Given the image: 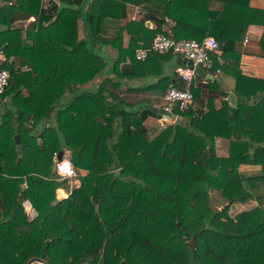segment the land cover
Listing matches in <instances>:
<instances>
[{"label":"trees","instance_id":"obj_1","mask_svg":"<svg viewBox=\"0 0 264 264\" xmlns=\"http://www.w3.org/2000/svg\"><path fill=\"white\" fill-rule=\"evenodd\" d=\"M128 1L142 5L147 15L123 22ZM190 1L0 4V23L8 25L0 31V49L10 73L0 93V264H25L32 256L48 264H264V77L242 71L230 30L218 29L214 36L223 62L212 56L214 68L235 79V104H207L198 114L174 106L181 120L153 137L144 127L145 115L126 109L108 89V83H120L113 77L106 76L96 91L78 89L108 65L118 77H129L120 64L137 68L152 56L174 55L151 51L136 58V49L149 46L157 33L201 40L208 30L181 14ZM15 8L41 12L47 20L26 28L32 46H24L22 28L11 25ZM153 13L159 18L148 27L145 20ZM250 14L264 24V9L251 7ZM165 17L174 20L170 34ZM80 18L85 36L79 38ZM124 31L129 41L122 47ZM100 43L118 48L112 63L94 48ZM259 47L264 56V29ZM172 86L183 87V80ZM68 89L74 91L71 101L56 107ZM6 97L9 102L1 107ZM53 112L55 124L35 134ZM216 137L228 140L226 155L216 153ZM62 145L72 149L70 159L86 173L67 197L56 199L62 181L51 171L52 157ZM242 164L259 169L247 173ZM253 197L258 203L251 208L228 213L232 202ZM26 199L36 211L32 218L24 210Z\"/></svg>","mask_w":264,"mask_h":264},{"label":"crops","instance_id":"obj_2","mask_svg":"<svg viewBox=\"0 0 264 264\" xmlns=\"http://www.w3.org/2000/svg\"><path fill=\"white\" fill-rule=\"evenodd\" d=\"M7 1H12V3H8ZM7 1L3 4H15V0ZM229 1L230 0H193L190 1L189 4L186 3L190 7L183 10L181 14H183L184 18L207 29L208 31H205L206 35L215 36V34L218 33V31H216L218 29L230 30V34L233 33V35L237 37L236 40L233 41L232 47L233 49L241 52L240 67L242 71L259 77H264V56L260 53L259 47V38L264 29V24L262 22L252 21L250 14L251 7L264 9V0ZM41 3L44 7L42 0ZM52 5H61L60 0H53ZM204 6L206 7L204 8ZM47 11L48 10H46V12ZM144 15H147V11L142 5L128 1L126 2V16L122 19V21L126 22L129 19H139ZM151 17L152 19L147 18L145 20L148 27H154L156 25L155 22L159 18V15L153 13L151 14ZM11 18V25L22 28V40L25 38L26 41L30 43V46H32V42L26 38V28L28 25L32 23L37 24L39 21H42L43 23L47 21L42 17L41 12L33 14L32 12L24 11L18 8H15L12 11ZM257 19L260 20L261 18L257 17ZM7 28V24L0 23V31ZM84 36V23L83 19L80 18L78 20V37L80 38ZM10 39L14 41V35H10ZM128 41L129 34L124 31L121 46H127ZM3 45L4 44H1L0 48ZM94 48L100 54L104 55L111 63L118 52V48L109 43H100V45H95ZM183 65H187V63H183L181 60H178V55H176V53L174 55L168 54L162 58H155L152 56L144 65L137 68L129 62L120 64L123 72L132 74L129 77L124 75L122 77H118L110 70L111 66L108 65L106 70L99 73L94 79L80 85L78 89L88 92L96 91L98 85L106 76L113 77L114 80L119 81L120 83L117 87L108 83V89L113 90L122 98L123 106L126 109H130L132 112L138 113V115H145L143 121L144 127L148 136L153 137L157 135L167 124H172L167 123L162 125L160 123V116L163 112L159 110L163 109V96L167 88L174 83H181L182 78L178 74L177 68ZM175 71L177 72L176 74ZM216 76H219L220 80H218ZM216 76L214 79H208L207 77L197 74L194 79L193 90L195 91V94L192 108L196 114L206 111L208 109L207 104H211L215 108H218L222 105L223 101L227 100L229 102L226 96L228 92H234L235 79L232 75L227 74L222 70ZM23 92L26 94V89ZM73 92V90L68 89L61 99L56 102V107L67 105L72 99ZM108 99H110V96ZM8 102L9 99L6 97L5 100H3L1 107L7 106ZM178 120H181L180 115ZM50 124H55L54 112L50 118H44L40 121V123H38L34 133L38 135L44 127ZM37 139L39 140L40 137L37 136ZM221 139L223 140L225 138L216 137L214 142L215 150L218 154L219 152H222L219 155H226L228 153V140L222 141V146L219 152L217 151L216 141L219 143ZM64 155L71 157L72 149L68 146L62 145L61 148L58 149L55 157H63ZM55 157H52L53 164L51 171L55 176V179L62 181L55 190V197L56 199H62L70 194L73 187L79 185V175L85 174L86 170L80 168L78 170L75 167L73 163L74 160H72V158L71 160L76 169V174L73 176H63L57 172L54 166ZM23 206L29 218H32L36 214V211H34L35 209L32 207L29 200H24ZM30 209H34V213H31L29 211Z\"/></svg>","mask_w":264,"mask_h":264},{"label":"built area","instance_id":"obj_3","mask_svg":"<svg viewBox=\"0 0 264 264\" xmlns=\"http://www.w3.org/2000/svg\"><path fill=\"white\" fill-rule=\"evenodd\" d=\"M7 0H0V4L5 3ZM44 7L48 8L52 6L53 0H42ZM12 3V1H7ZM174 24V20L169 17H165L164 28L167 32L171 33V27ZM247 39V38H246ZM245 39V40H246ZM169 50L178 52L180 56H186L193 60V65L200 64L205 70L210 71L214 76H216L221 69L219 67L214 68L213 54H217V61L222 63V58L219 57L220 43L212 35H205L201 40L196 38H179L175 39L168 34L157 33L149 46L139 47L135 51V56L138 59H144L147 57L149 52L164 53ZM6 60L5 53L0 50V93H3L5 87L8 83L10 76L9 70L3 66V62ZM177 72L183 80V87L169 86L163 96L164 112L160 116V123L163 125L167 123H175L179 118L178 112H173L172 108L176 106L180 111L187 109L188 107H193L194 95H193V85L194 79L197 73L194 70V66L183 65L177 68ZM168 113V114H167ZM172 117V118H170ZM56 154L54 155V157ZM64 155L61 159L55 157L54 166L57 172L63 176H70V174L75 175L76 171L72 163L68 162V159ZM70 158V157H68ZM65 165L67 167H65ZM70 169V172H69ZM29 207V206H28ZM34 209L31 210L32 213ZM81 264H96L89 261H82Z\"/></svg>","mask_w":264,"mask_h":264},{"label":"water","instance_id":"obj_4","mask_svg":"<svg viewBox=\"0 0 264 264\" xmlns=\"http://www.w3.org/2000/svg\"><path fill=\"white\" fill-rule=\"evenodd\" d=\"M23 42H24V45L30 46V43H28L25 38H23ZM175 53H176V55H178V60H181L183 63H187L191 67L194 66V70H195V72L198 75L207 77L208 79H214L215 78V76L210 71L205 70L200 64L193 65V60L191 58H188L186 56L181 57L178 52H175ZM176 73L177 72L175 71V74ZM216 78L218 80H220L219 76H216ZM226 97H227V99L229 100V102L232 105L235 104V102H236V94L234 92H228ZM159 111L164 112V109H160ZM164 113H166V112H164ZM1 121H2V117L0 115V123H1ZM14 138H15V142H16V147L18 148L19 151H21L22 147H21V144H20L19 133H15L14 134ZM60 157L61 156H58V158H60ZM185 238H186V236H185ZM34 261L41 262L42 264H48L47 261H44V260H42L41 258H39L37 256H32V257L28 258L27 261L25 262V264H31Z\"/></svg>","mask_w":264,"mask_h":264},{"label":"rangeland","instance_id":"obj_5","mask_svg":"<svg viewBox=\"0 0 264 264\" xmlns=\"http://www.w3.org/2000/svg\"><path fill=\"white\" fill-rule=\"evenodd\" d=\"M206 6H204V8H205ZM26 88H24L23 89V91L25 90ZM223 138V137H222ZM224 140H227L226 138L225 139H221L220 140V142L218 143L217 141H216V147H217V151L219 152V150H220V148H221V146H222V141H224ZM215 147V146H214ZM216 151V150H215ZM217 153V152H216ZM220 153H222V152H219V154ZM218 154V153H217ZM218 154V155H219ZM67 159H69L68 157L69 156H65ZM56 168V167H55ZM257 169H259V166L258 165H247V164H242L241 165V170H244L245 172H247V173H252V172H254V171H257ZM59 173V172H58ZM70 176H73V174H70ZM213 195H214V197H217V195H216V193L215 192H213ZM215 202H217V200H215ZM258 203V201H257V199L255 198V197H253V198H250L249 200H247V201H245V202H239V201H234V202H232L230 205H229V208H228V213L231 215V216H233V215H235L237 212H239V211H242V210H244V209H249V208H251L252 206H254L255 204H257ZM218 207L220 206L221 207V205H219V203H218V205H217ZM30 212H31V209L29 210ZM32 213V212H31ZM30 213V214H31ZM31 215H33V214H31Z\"/></svg>","mask_w":264,"mask_h":264},{"label":"clouds","instance_id":"obj_6","mask_svg":"<svg viewBox=\"0 0 264 264\" xmlns=\"http://www.w3.org/2000/svg\"><path fill=\"white\" fill-rule=\"evenodd\" d=\"M58 158V157H57ZM62 157H60L59 159H61ZM68 162H70V163H72V161H71V159L69 158L68 159ZM65 167H67L66 165H65ZM69 172H70V169H69Z\"/></svg>","mask_w":264,"mask_h":264}]
</instances>
